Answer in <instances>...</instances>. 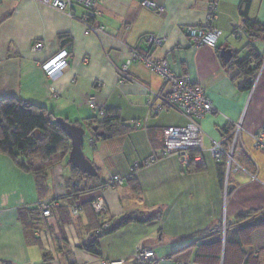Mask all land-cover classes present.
<instances>
[{
	"label": "crops",
	"instance_id": "obj_1",
	"mask_svg": "<svg viewBox=\"0 0 264 264\" xmlns=\"http://www.w3.org/2000/svg\"><path fill=\"white\" fill-rule=\"evenodd\" d=\"M144 1L164 11L143 7ZM200 2L103 0L95 21L103 33L97 36L86 35L78 19L40 1L0 0V101L20 99L47 108L56 120L82 125L84 153L97 171L96 177L79 179V191L72 193L70 153L58 155L50 163H38L45 170L44 185L39 187L35 175L0 153V264L119 260L135 264L137 253L144 249L155 252L157 264H224L226 247L232 250L228 264H244L250 256L248 264H264V150L253 141L264 126V34L253 41L262 65L252 89L243 90L246 80L238 76L232 61L251 55L252 38L245 36L242 17L245 0L218 1L210 25L222 33L215 47H197L186 33L190 27L206 25L207 12ZM74 11L78 17L85 13L80 7ZM247 15L250 22L264 26V0H251ZM235 32L239 39L233 37ZM145 36L166 42L149 45L142 40ZM61 37L70 41L67 46ZM36 42L43 43L41 52L32 51ZM130 48L167 60L176 76L189 78L205 91L215 112L195 120L204 132L203 151L191 153L194 165H202L203 171L188 173V164L171 155L131 177L135 163L160 154L164 130L184 127L188 119L177 110L152 114L149 104L156 102L164 83L138 63L125 76L120 73ZM224 49L233 51L230 62L221 56ZM63 50L73 53V58L63 77L53 82L41 64ZM91 97L97 109L117 111L131 130L112 139H97L89 125L100 119L98 110L88 104ZM228 120L243 121L244 132L234 152L241 167L237 172L235 165L228 172L226 160L215 161L209 151L227 137ZM197 156L201 157L198 163ZM219 165H225L223 183ZM113 176L122 177L123 185L103 193L106 211L97 214L90 203L100 195L97 188ZM40 201L57 205L46 221L36 210ZM78 205L83 211L74 216L72 210ZM243 215L249 217L240 220ZM127 217L140 222L104 235L98 255L84 248L105 223L115 226Z\"/></svg>",
	"mask_w": 264,
	"mask_h": 264
},
{
	"label": "built area",
	"instance_id": "obj_2",
	"mask_svg": "<svg viewBox=\"0 0 264 264\" xmlns=\"http://www.w3.org/2000/svg\"><path fill=\"white\" fill-rule=\"evenodd\" d=\"M53 9L65 13L73 19H78L85 27L86 35H100L103 33L101 26L95 25V21L100 17L99 6L103 0H37ZM219 0H201L200 4L207 12L206 25L199 27H190L187 30V35L193 40L197 47L208 45L215 47L221 32L213 29L210 25L216 18V9ZM142 6L150 8L155 12H163L164 8L156 3L144 1ZM75 7H80L85 10V13L78 17L74 11ZM248 36V34H245ZM235 39H239L238 33H233ZM143 42L149 45L162 46L166 39L156 38L154 36H145ZM44 48L43 43L36 42L32 47L33 52H41ZM130 56L125 63L120 67V73L125 76L128 68L134 64H142L149 68L153 73L161 77L164 83V89L161 94L156 96V102L150 103L149 107L154 115H160L169 110H177L184 117L188 119V125L184 127H168L163 132V148L159 155H154L143 163H135L132 168L131 177H135L137 172L143 168L156 163L161 158L171 155L179 157L183 165H187L191 160L190 154L193 150L203 151L204 132L195 122L196 119H201L208 114H213L214 108L207 98L205 91L198 85L194 84L187 77H178L170 69L167 60H156L149 54L141 53L137 48L129 49ZM73 58V53L63 50L51 57L43 64L41 68L45 72L47 78L53 82L61 79L65 70L69 67L70 61ZM87 62V59H84ZM51 94L53 99H57L58 95L52 89ZM88 104L93 109L98 110L99 115L103 116V110L97 109L96 99L91 97ZM228 135L221 142L214 143L210 148V153L213 159L221 162L226 159L227 171L229 172L232 165H235L233 171L237 172L241 169L234 159V152L244 132L243 121L233 122L228 120L227 124ZM254 145L257 149L264 150V126L253 135ZM91 141L90 144H92ZM195 162H200L201 157L197 156ZM123 178L120 176H113L112 178L103 182L99 188L100 195L92 201V208L96 213L100 214L106 211V205L103 200V193L107 190L115 189L117 186L123 185ZM42 214L45 218L52 216L53 204L44 201L39 203ZM82 212L81 207H76L73 210V215L78 216ZM107 225L105 228H108ZM1 233V227H0ZM102 264H125L124 260L103 262ZM135 264H157V257L154 251L144 249L137 253ZM191 264V263H179Z\"/></svg>",
	"mask_w": 264,
	"mask_h": 264
},
{
	"label": "trees",
	"instance_id": "obj_3",
	"mask_svg": "<svg viewBox=\"0 0 264 264\" xmlns=\"http://www.w3.org/2000/svg\"><path fill=\"white\" fill-rule=\"evenodd\" d=\"M251 3V0H245V8L242 11V17L244 19V24L247 29V34L252 38V42L248 45V48L251 51V55L249 58L245 60H234L232 64L237 68L239 77L244 78L246 81L242 86L243 90H250L253 87V83L256 79L257 72L262 65V61L259 53L253 47V41L255 38H259L262 34H264V26L258 23L250 22L248 20V7ZM61 43L65 46L69 44V40L65 37H61ZM253 63L255 64L253 66ZM227 65V64H226ZM104 115L98 116L99 120L95 119L93 123L89 125L92 127L95 136L97 137V133H104L103 137H97V139H112L118 136L126 135L131 128L126 126L120 119L118 112L114 110H103ZM92 122V121H91ZM79 126H82L79 124ZM94 137V139H96ZM164 145V143H163ZM71 151V142L61 130L60 127L56 124V119L54 116L48 111L45 107H40L33 105L31 103L25 102L20 99H5L0 101V153L7 155L11 158V160L16 163L21 169L26 172L32 173L35 175L39 187L40 183L43 186L44 183V167L34 166L35 162L41 163H50L52 160L58 155L67 156ZM196 150H193V153ZM191 156V160L188 163L186 172L193 173L198 171H203L205 168L200 166H195L193 163V157ZM226 160V159H224ZM224 166L219 165V177L221 183L224 180ZM74 178L69 183V189L72 193H76L79 191L78 183L79 179L82 177H88L89 175H84L80 173L78 170L73 169ZM103 184V183H102ZM101 184V185H102ZM101 185L97 188V190L101 187ZM44 202L40 201L39 203ZM53 204V212L57 207L54 202L47 201ZM39 203L37 204L36 210L39 213V217L41 220H45L40 209ZM92 208V201L90 203ZM81 207L80 205L75 206ZM82 211L83 208L81 207ZM93 209V208H92ZM72 210V214H73ZM95 212V210L93 209ZM52 212V215H53ZM81 214V213H80ZM79 214V215H80ZM98 214V213H97ZM253 214V213H251ZM78 215V216H79ZM52 217V216H51ZM248 215L240 216L239 219L243 220L248 218ZM50 218V217H49ZM149 219H147L148 221ZM140 222L136 218L127 217L113 226L110 223H105L98 235L93 238V240L84 245V248L92 253L98 255V246L100 239L107 234H111L115 231L120 230L123 226L130 224L131 222ZM144 222V221H143ZM108 228H105L106 226ZM252 228H262V227H250ZM250 230V231H251ZM246 241H250L249 237L245 239ZM260 250H257L259 252ZM263 252L264 249H261ZM232 254V250L226 247L225 250V260L224 264H228L229 255ZM260 255V254H259ZM251 257V256H250ZM246 260L244 264H248L249 258ZM255 262V259H253ZM252 262V259H251ZM179 264V263H178ZM234 264V263H232ZM252 264V263H251Z\"/></svg>",
	"mask_w": 264,
	"mask_h": 264
},
{
	"label": "water",
	"instance_id": "obj_4",
	"mask_svg": "<svg viewBox=\"0 0 264 264\" xmlns=\"http://www.w3.org/2000/svg\"><path fill=\"white\" fill-rule=\"evenodd\" d=\"M221 56L226 62H230L233 58V51L224 49L221 52ZM56 124L71 142L69 164L72 166V169L78 170L84 175L96 177L97 171L84 153L86 130L82 126L71 124L64 119H57ZM96 135L97 137H103L104 133L99 132Z\"/></svg>",
	"mask_w": 264,
	"mask_h": 264
},
{
	"label": "rangeland",
	"instance_id": "obj_5",
	"mask_svg": "<svg viewBox=\"0 0 264 264\" xmlns=\"http://www.w3.org/2000/svg\"><path fill=\"white\" fill-rule=\"evenodd\" d=\"M38 163L41 164V162L38 161V162H35L34 166L40 167V166L38 165Z\"/></svg>",
	"mask_w": 264,
	"mask_h": 264
}]
</instances>
